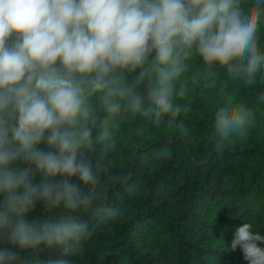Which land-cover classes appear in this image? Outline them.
<instances>
[{"label": "clouds", "instance_id": "obj_1", "mask_svg": "<svg viewBox=\"0 0 264 264\" xmlns=\"http://www.w3.org/2000/svg\"><path fill=\"white\" fill-rule=\"evenodd\" d=\"M262 25L264 0H0V264H28L15 247H82L90 220L60 208L116 214L96 203L99 165L89 153L97 143L116 149L113 129L129 115L143 119L141 133L169 118L186 136L175 120L188 109L175 100L190 91L193 58L209 77L219 65L240 88L264 85ZM255 122L253 108L226 96L213 147L247 137ZM38 202L52 215L29 223ZM251 229L239 226L230 247L264 264V235Z\"/></svg>", "mask_w": 264, "mask_h": 264}, {"label": "trees", "instance_id": "obj_2", "mask_svg": "<svg viewBox=\"0 0 264 264\" xmlns=\"http://www.w3.org/2000/svg\"><path fill=\"white\" fill-rule=\"evenodd\" d=\"M260 42L264 50V25ZM214 71L209 77L200 58L191 61L190 91L175 100L188 109L175 120L188 129L186 136L167 126L169 118L141 133L143 119L129 115L113 129L116 149L97 143L89 153L99 165L96 203L117 211L101 218L89 211L56 210L73 220H90L93 236L82 247L76 249L69 241L14 250L28 264H248L239 247L233 251L230 245L244 223L264 235V85L243 89L227 67L216 65ZM135 74L126 75L131 80ZM139 90L143 92V84ZM226 96L253 108L256 122L247 137L217 151L215 112ZM131 186L139 193L131 192ZM49 215L38 202L25 219L36 223Z\"/></svg>", "mask_w": 264, "mask_h": 264}]
</instances>
